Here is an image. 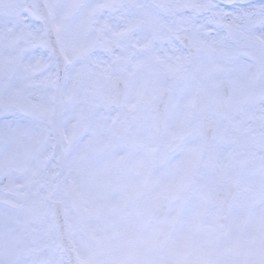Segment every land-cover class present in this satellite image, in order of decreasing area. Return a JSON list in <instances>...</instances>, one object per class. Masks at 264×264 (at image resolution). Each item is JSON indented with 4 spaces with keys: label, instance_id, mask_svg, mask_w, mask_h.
<instances>
[{
    "label": "flooded vegetation",
    "instance_id": "af4514ba",
    "mask_svg": "<svg viewBox=\"0 0 264 264\" xmlns=\"http://www.w3.org/2000/svg\"><path fill=\"white\" fill-rule=\"evenodd\" d=\"M242 61L247 57L221 70L201 56L177 72L155 62L114 65L111 80L120 78L125 89L118 106L98 96L93 74L73 86L74 70L67 79L61 71L51 123L12 116L5 130L10 170L63 174L72 161L77 180V168L90 178L99 171L101 179L121 166L123 184L144 190L180 183L193 192L204 182L209 192L227 184L231 205L243 185L264 188V77ZM30 92L40 101L52 90L36 84ZM171 206L168 198L167 212Z\"/></svg>",
    "mask_w": 264,
    "mask_h": 264
},
{
    "label": "snow or ice",
    "instance_id": "6c2138e0",
    "mask_svg": "<svg viewBox=\"0 0 264 264\" xmlns=\"http://www.w3.org/2000/svg\"><path fill=\"white\" fill-rule=\"evenodd\" d=\"M201 56L221 70L247 57L264 77V0H0V120L51 123L61 71L103 88L114 65L177 72ZM36 84L51 94L33 100Z\"/></svg>",
    "mask_w": 264,
    "mask_h": 264
},
{
    "label": "rangeland",
    "instance_id": "374dc122",
    "mask_svg": "<svg viewBox=\"0 0 264 264\" xmlns=\"http://www.w3.org/2000/svg\"><path fill=\"white\" fill-rule=\"evenodd\" d=\"M70 103H75L73 98ZM11 118L0 120V264H69L58 244L51 207L54 199L63 202L76 264H89L96 250L110 243L116 233L136 227L143 219L147 224L141 222L136 228L144 232L146 226L144 233H148L178 222L188 212L194 216L208 214L209 223L211 216L226 214L207 203L208 187L204 182L193 186V192L180 183L162 187L150 185L153 190L147 191L123 184L122 175L118 174H122L121 166L120 171L112 166L111 173L101 179L99 171L90 178L86 175L89 171L82 173L77 168L76 180L72 161V167L68 163L63 174L57 170L49 175L14 174L8 157L12 149L9 142H5V130ZM178 177L184 179L185 173L180 170ZM43 179L45 192L41 187ZM256 189L252 184L243 185L229 210L258 209L264 204V189ZM159 193L167 194L172 206L158 225L149 215L146 202ZM141 200L145 202L139 203ZM133 208L138 214L131 212ZM97 227L100 233H96Z\"/></svg>",
    "mask_w": 264,
    "mask_h": 264
},
{
    "label": "clouds",
    "instance_id": "9594fccd",
    "mask_svg": "<svg viewBox=\"0 0 264 264\" xmlns=\"http://www.w3.org/2000/svg\"><path fill=\"white\" fill-rule=\"evenodd\" d=\"M185 213L144 233H116L89 264H264V204L223 215Z\"/></svg>",
    "mask_w": 264,
    "mask_h": 264
},
{
    "label": "water",
    "instance_id": "95a60500",
    "mask_svg": "<svg viewBox=\"0 0 264 264\" xmlns=\"http://www.w3.org/2000/svg\"><path fill=\"white\" fill-rule=\"evenodd\" d=\"M109 87H112L113 89H110ZM99 95L104 98L105 100L109 101L112 104H119L124 95V90L122 85L115 80L114 82H110V84H106L100 91ZM224 188L220 187L217 191L213 192L210 194L209 199L212 202H217V199L222 202V200L227 199L222 195ZM228 202V199L224 205L226 206ZM158 204H161L159 209H163L165 207V198H156L152 201L151 207L153 209H156V206ZM156 214V213H155ZM157 217H162L163 216V210L159 214H156ZM54 218L56 222V227L58 230V235L61 238V246L65 250L70 262L72 264L75 263L74 255L73 252L71 251V246L68 242L67 234H66V224H65V219L62 214L61 206L60 203L57 202L54 204Z\"/></svg>",
    "mask_w": 264,
    "mask_h": 264
}]
</instances>
